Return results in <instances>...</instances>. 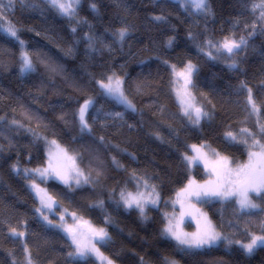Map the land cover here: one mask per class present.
Listing matches in <instances>:
<instances>
[{"label":"trees","instance_id":"1","mask_svg":"<svg viewBox=\"0 0 264 264\" xmlns=\"http://www.w3.org/2000/svg\"><path fill=\"white\" fill-rule=\"evenodd\" d=\"M80 1L72 20L44 0H16L14 9H5L34 70L21 73V46L0 32V264H24L27 257L33 264H96L69 257L67 237L35 211L40 205L23 169L44 167L47 141L53 140L77 156L91 183L70 190L56 180L37 178L58 201L57 215L49 219L57 223L62 213H69L68 218L75 213L91 226L105 228L110 239L103 253L113 263L264 264V247L251 255L224 242L188 250L162 234L166 202L189 179H208L202 166H187L184 155L191 145H207L242 163L245 146L230 143L225 133L246 127L259 134L257 120L264 123L262 0H207V12L189 11L173 0ZM121 28L128 29L123 40L117 35ZM225 37L248 42L234 57L235 68L200 50L209 40ZM188 63L196 69V105L208 113L198 125L183 115L173 91L170 66ZM113 73L124 78L134 112L101 94L97 81ZM247 88L261 106L259 116L250 114ZM89 98L94 101L86 117L91 131L81 132L78 110ZM117 112L122 117L112 115ZM138 178L155 185L161 197V207L149 208L146 218L118 203L121 190H136ZM100 201L103 207L97 206ZM254 201L259 207L248 212L234 200L203 208L218 231L246 243L249 234L264 230V199ZM12 229L25 237L14 236Z\"/></svg>","mask_w":264,"mask_h":264},{"label":"snow or ice","instance_id":"2","mask_svg":"<svg viewBox=\"0 0 264 264\" xmlns=\"http://www.w3.org/2000/svg\"><path fill=\"white\" fill-rule=\"evenodd\" d=\"M15 2L16 0H8V3L5 4L4 0H0V32H3L9 38L15 39L21 46L20 71L21 73H27L34 70L32 59L29 52L24 50L25 42L19 37L18 28L8 19L5 11V9H14ZM19 2L23 3L24 0H19ZM177 2L182 3L189 11L193 9L197 12L208 11L207 0H177ZM44 3L51 9H54L59 15L72 20L77 15V7L80 4V0H44ZM255 7L257 5H254ZM258 7L260 8V17L264 19V0H262ZM92 8L95 10V4L92 5ZM154 19L161 20L163 17L157 16ZM72 31L75 32L76 29L73 28ZM127 33V28H121L117 35L120 40H123ZM88 39L91 41L92 37H88ZM247 43V40L244 38L236 40L225 37L219 42L209 40L205 46L208 51H205V47H201L200 50L212 59L226 54L227 59H232V63L228 66L235 68L237 65L234 57L239 55ZM169 44H171V41H169ZM89 46L91 47V43ZM164 63H167V61H164ZM170 67L174 77L172 81L173 85L179 84L180 81L183 82L179 87L173 88L181 111L193 124L198 125L201 118L208 116V113L196 105L195 97L189 90V86L192 85L193 73L196 70L195 66L188 63L179 70L175 65H171ZM97 84L102 90V95L123 105L126 109L133 112L136 110L135 106L124 94L122 81L115 76V73L107 76L106 81L98 80ZM245 87L244 84H241L242 89ZM246 103L250 108V114L259 116L261 106L254 100L251 88H247ZM93 105L94 101L89 98L79 107L78 119L81 132L85 130L91 131L86 114ZM112 115L122 117V113L119 112ZM257 126L259 134L250 131L246 127L241 128L239 133L232 131L225 133V137L230 143H238L245 146L247 160L242 163H234L228 156L221 155V153L216 152L214 149L202 151L205 148L204 144L199 146L195 144L191 145L196 155H184L187 166L191 167L202 163L204 168L209 171V178L203 183L189 179L188 184L177 193V199L173 202V206L176 203L180 204L179 219L175 212L171 218L166 213L165 219L167 223L162 229L163 235L174 240L178 246L188 250L211 248L220 242H224L229 246L237 244L247 255H251L258 247H264V230H262L260 235L249 234L250 239L246 243L238 239L233 240L218 231L212 221L208 219L206 213L195 208V203H210L212 198H216L221 202L234 199L239 209L244 212L259 207L254 201V197L264 199V139H262L264 138V123H261L258 119ZM100 139L103 141V137ZM51 144L55 145L56 142L53 140ZM56 147L58 149L56 153H53L52 149L49 148L47 167L36 168L35 170L23 169L25 178L30 182V189L35 192L40 201V207L36 208L35 211L41 214L47 225L60 229L71 240L73 248L68 252L69 257L73 259H86L90 255H95L104 261L105 264H113L111 260L103 256V253L97 247V242L102 244L110 239L105 228H96L91 226L88 221H83L84 224L89 225L86 235L82 226L78 223L83 218H77L75 213L71 214L73 217V223L71 224L65 220L64 215H60L59 223H54L52 219H49V214L55 215L53 209L57 205V201L48 193L46 188L40 186V183L37 182V176L41 182H46V178L56 179L70 190L73 185L79 187L82 183L87 184L90 182L88 175L76 166L75 158L70 156L66 150L61 149L59 145H56ZM113 162L116 163L115 158H113ZM15 170L19 171L18 169ZM33 172L36 173L35 176L32 174ZM192 198H195V201ZM158 201L159 194L156 191V186L150 185L147 180H143L141 183L138 178L136 190H121L120 201L118 203L122 204L126 209L135 207L139 210L141 217L146 218V207L148 205L156 206ZM97 206L103 207V201H100ZM185 216L196 222V230L194 232H185L181 228L180 225L183 223ZM12 234L21 237L24 235L23 232H17L15 229H12ZM24 250L27 252L26 246ZM28 264H32L30 257L28 258ZM170 264H175V262L172 261Z\"/></svg>","mask_w":264,"mask_h":264},{"label":"rangeland","instance_id":"3","mask_svg":"<svg viewBox=\"0 0 264 264\" xmlns=\"http://www.w3.org/2000/svg\"><path fill=\"white\" fill-rule=\"evenodd\" d=\"M173 1H177V0H173ZM80 3H81V1H80ZM79 6H80V4H79ZM79 6L77 7V10H78V8H79ZM207 8H208V2H207ZM259 9V11H260V8H258ZM207 12V11H206ZM205 51H208V49L206 48L205 49ZM207 57L208 58H210L208 55H207ZM210 59H212V58H210ZM214 60H218V61H222V62H224V63H226V64H231L232 63V59H227L226 58V54H224V56H217V58H215ZM177 68V67H176ZM183 68V67H182ZM182 68H179V69H182ZM178 69V68H177ZM178 69V70H179ZM195 73V72H194ZM194 73H193V76H192V84H193V77H194ZM116 77H118V78H120V80L122 81V87H123V91H124V78L123 77H120V76H118V75H115ZM183 82L182 81H180L179 82V84H177V85H175V87H179V85L180 84H182ZM189 90L191 91V94H192V85H190L189 86ZM125 94V93H124ZM106 97V96H105ZM108 98V97H107ZM110 99V98H109ZM176 99H177V96H176ZM112 100V99H111ZM177 102H178V99H177ZM179 103V102H178ZM196 103V102H195ZM180 105V104H179ZM183 113V112H182ZM184 115V114H183ZM185 116V115H184ZM187 117V116H186ZM188 118V117H187ZM56 145H59L58 143H56L55 145H53V144H51V141H47V164L44 166V167H42V168H45V167H47L48 166V159H49V148H51L52 149V151H53V153H56L57 151H58V149H57V147H56ZM60 146V145H59ZM60 148L61 149H64V150H66L64 147H62V146H60ZM209 150H211V148L209 147V146H207V145H205V148L204 149H202V151H209ZM67 151V150H66ZM67 153L70 155V156H73L74 158H75V161H76V166L79 168V166H78V159H77V156L76 155H73V154H70L68 151H67ZM188 155H196V153L195 152H193V150H192V148L190 149V151H189V153H188ZM230 159V158H229ZM231 160V159H230ZM247 160V159H246ZM235 163V162H234ZM198 165H200V166H202L203 168H204V165L201 163V164H198ZM194 166H196V165H194ZM194 166H191V167H194ZM80 169V168H79ZM205 169V168H204ZM82 170V169H81ZM191 170H192V168H191ZM206 170V169H205ZM206 172H207V175H208V178H209V171L208 170H206ZM34 175H36V173L34 174ZM37 178L39 179V177L37 176ZM46 180H56V179H47L46 178ZM56 181H58V180H56ZM90 181V180H89ZM58 182H60V181H58ZM61 183V182H60ZM90 183L91 182H89V183H87V184H85V183H82L81 184V186H79V187H76L75 185H73V187H75V188H81V187H83V186H87V185H90ZM142 183V182H141ZM63 184V183H62ZM64 185V184H63ZM151 185V184H150ZM141 190H143V189H141ZM157 191V190H156ZM34 192V191H33ZM178 192H180V191H178ZM177 192V193H178ZM177 193L170 199V200H168L167 202H166V204L164 205L165 206V211H164V218H165V214L167 213V215H168V217L169 218H171L172 216H173V214H174V212H175V214H176V216H177V218L179 219V211H180V204L179 203H176L175 204V206H173V202L177 199ZM34 194H35V192H34ZM159 194V193H158ZM53 197V196H52ZM54 198V197H53ZM55 199V198H54ZM193 199V201H195V198H192ZM37 200H38V202H39V205H40V201H39V198L37 197ZM56 200V199H55ZM234 200V199H233ZM57 201V200H56ZM216 201H218V202H221L220 200H218V199H216V198H212V200H211V202L210 203H213V202H216ZM226 202V201H225ZM210 203H208V204H210ZM205 204H207V203H195V208H197V209H199L201 212H203V213H206L207 214V212L205 211V209L203 208V206L205 205ZM161 205H162V202H161V197H160V195H159V201H158V203H157V205L156 206H152V205H148L147 207H146V209H145V214H146V211L149 209V208H160L161 207ZM57 206H58V201H57V205L54 207V209H53V211L55 212V215H57L56 214V209H57ZM131 209H136L135 207H133V208H131ZM136 210H138V209H136ZM251 211V210H250ZM69 213H62L61 215H64V217H65V220L69 223V224H71V223H73V217L71 216V217H67V215H68ZM41 215V214H40ZM51 215L52 214H49V217H51ZM76 217H77V215H76ZM207 217H208V214H207ZM77 218H79V216L77 217ZM41 219V218H40ZM68 219V220H67ZM209 219V218H208ZM41 220H43V219H41ZM166 220V219H165ZM210 220V219H209ZM44 221V220H43ZM83 221H85V220H82V221H78V223L79 224H81V223H83ZM45 222V221H44ZM54 223H56L55 221H53ZM57 223H59V221H57ZM166 223H167V220H166ZM45 224L47 225V223L45 222ZM48 227H50V228H53V227H51V226H49V225H47ZM181 226V228H183V230L185 231V232H194L195 230H196V222L194 221V220H192L191 218H189V217H187V216H185L184 218H183V223L180 225ZM188 226H190V229H189V227ZM55 229H58V228H55ZM58 230H60V229H58ZM61 231V230H60ZM61 233L64 235V236H66L67 237V235L63 232V231H61ZM87 235V234H86ZM22 237H25V235H23ZM67 240H68V242H69V244H70V246L73 248V246H72V244H71V240L67 237ZM109 241V239L107 240V241H105L104 243H99V242H97V247L100 249V252L101 253H103V248L107 245V242ZM22 242H23V244H24V247H25V240H22ZM221 243V242H220ZM219 243V244H220ZM218 244V245H219ZM217 246V245H216ZM256 250V249H255ZM254 250V251H255ZM103 256L104 257H107V256H105V254L103 253ZM28 258L29 257H27L26 258V261H25V263L24 264H28ZM87 258H90V259H93L95 262H96V264H105V262L104 261H102L101 259H99L97 256H95V255H90L89 257H87ZM86 258V259H87ZM108 258V257H107ZM86 259H79V260H82V261H85ZM109 259V258H108ZM110 260V259H109ZM33 264V263H32ZM113 264H115V263H113ZM176 264V263H175Z\"/></svg>","mask_w":264,"mask_h":264},{"label":"water","instance_id":"4","mask_svg":"<svg viewBox=\"0 0 264 264\" xmlns=\"http://www.w3.org/2000/svg\"><path fill=\"white\" fill-rule=\"evenodd\" d=\"M91 109V108H90ZM89 109V110H90ZM89 112V111H88ZM88 114V113H87ZM87 114H86V117H87ZM81 226H82V228H83V230H84V232H86L87 233V230H88V225L87 224H81Z\"/></svg>","mask_w":264,"mask_h":264},{"label":"flooded vegetation","instance_id":"5","mask_svg":"<svg viewBox=\"0 0 264 264\" xmlns=\"http://www.w3.org/2000/svg\"><path fill=\"white\" fill-rule=\"evenodd\" d=\"M85 234H87V233L85 232Z\"/></svg>","mask_w":264,"mask_h":264}]
</instances>
